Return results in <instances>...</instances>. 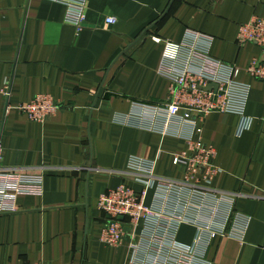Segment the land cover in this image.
<instances>
[{"label": "crops", "instance_id": "obj_1", "mask_svg": "<svg viewBox=\"0 0 264 264\" xmlns=\"http://www.w3.org/2000/svg\"><path fill=\"white\" fill-rule=\"evenodd\" d=\"M81 1L78 31L60 0H0V89L9 85L8 98L0 94L2 166L10 171L0 177V196L15 198L16 209L4 200L0 264H131L130 242L103 243L107 216L98 202L122 185L140 193L151 179L181 192V206L156 188L147 199L153 208L184 209L177 245L192 246L202 225L217 232L205 237L206 263L264 264V82L245 72L263 54L237 39L241 25L264 19V0ZM189 31L211 37V57L242 70L237 80L250 89L245 115L254 120L240 137L236 114L198 122L218 168L200 187L183 185L174 164L197 139L194 123L163 111L171 86L161 73L164 42H182ZM41 94L59 111L34 123L18 107ZM135 105L163 114H145L140 124L130 119ZM135 159L152 165V174L132 169ZM197 192L203 201L190 199ZM137 233H146L144 223Z\"/></svg>", "mask_w": 264, "mask_h": 264}, {"label": "built area", "instance_id": "obj_2", "mask_svg": "<svg viewBox=\"0 0 264 264\" xmlns=\"http://www.w3.org/2000/svg\"><path fill=\"white\" fill-rule=\"evenodd\" d=\"M60 2L68 6L66 21L80 31L85 21L84 1L60 0ZM108 23L115 24L116 20L111 19ZM185 35L182 42H164L161 73L170 79L171 86L163 111L170 119L194 123L197 139L188 142V151L178 155L174 159V164L185 174L183 185L200 187L202 183H212L218 174V168L215 165L216 151L203 141L202 129L198 122H202L213 113L236 114L241 119L238 128L240 137L252 128L254 120L245 115L250 89L237 80L242 70L238 67H229L211 57L213 44L211 37L191 31ZM237 39L242 45L254 44L262 50L263 59L253 60L245 72L264 82V19L256 17L241 25ZM0 94L8 98L7 83L3 89H0ZM18 110L34 123H45L56 115L59 105L52 96L41 94L18 107ZM159 111L162 110L158 107L142 108L135 105L130 119L138 120L141 124L147 115L163 114ZM262 122L264 125V117ZM1 124L2 121H0V177H5L10 175V171L2 166L4 149L1 143ZM130 167L137 172L152 174L150 169L152 165H145L136 159L130 163ZM18 178L28 181L25 176ZM142 185L144 188L140 193L122 185L100 196L98 208L107 216L106 223L101 229L103 243L115 248L125 241L130 242L131 264H208L204 259L205 246H207L205 237L208 241L217 236V232L211 227L206 229V226L199 225V240L196 239L192 246L177 245L174 242V233L184 217V209L153 208L147 204V199L149 192L156 188L159 193L164 196L166 194V198L169 195L176 197L177 205L181 206L183 205L181 192L174 184L161 185L153 179L142 181ZM23 192L25 190L21 189L20 193ZM198 194L203 195L200 192L190 193V199L200 198L203 201ZM1 196L0 213L10 210L5 201L11 203L9 206L12 212H15V198L8 200L3 194ZM121 218L123 220H120ZM142 223L145 224L146 233L138 234L137 231ZM222 233L224 234L225 231L222 230ZM141 244H145L146 248H141Z\"/></svg>", "mask_w": 264, "mask_h": 264}, {"label": "water", "instance_id": "obj_3", "mask_svg": "<svg viewBox=\"0 0 264 264\" xmlns=\"http://www.w3.org/2000/svg\"><path fill=\"white\" fill-rule=\"evenodd\" d=\"M215 88H217V87L215 86ZM120 220H123V219L121 218Z\"/></svg>", "mask_w": 264, "mask_h": 264}]
</instances>
